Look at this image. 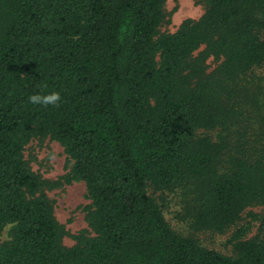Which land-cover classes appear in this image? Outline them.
<instances>
[{"label":"trees","instance_id":"1","mask_svg":"<svg viewBox=\"0 0 264 264\" xmlns=\"http://www.w3.org/2000/svg\"><path fill=\"white\" fill-rule=\"evenodd\" d=\"M165 2L0 0V233L15 225L0 264H264V220L225 255L177 232L149 191L181 190L197 230L264 205V0H209L160 34ZM54 91L57 105L28 99ZM47 135L92 200L95 236L72 247L43 192L57 183L24 157Z\"/></svg>","mask_w":264,"mask_h":264},{"label":"rangeland","instance_id":"2","mask_svg":"<svg viewBox=\"0 0 264 264\" xmlns=\"http://www.w3.org/2000/svg\"><path fill=\"white\" fill-rule=\"evenodd\" d=\"M208 6L209 0H166L164 5L166 19L160 28V34L174 33L186 19L201 18ZM198 53L199 51L196 54ZM208 65V71H212L216 68L217 62L210 57ZM24 157L34 172L44 179L57 183L54 188H46L43 192L53 207L60 225L63 244L72 247L78 243L81 236H95L89 224V214L93 209L92 200L87 197L84 180L75 178L74 161L66 153L65 148L49 135L35 137L25 145ZM149 191L177 232L190 235L202 245L225 255H235L230 240L236 229L249 224L247 233L249 238L254 236L263 224L264 205H257L247 208L238 224L225 232L197 230L193 227L192 204L181 190H156L150 187ZM14 230L13 224L5 226L0 233V241L11 240Z\"/></svg>","mask_w":264,"mask_h":264},{"label":"clouds","instance_id":"3","mask_svg":"<svg viewBox=\"0 0 264 264\" xmlns=\"http://www.w3.org/2000/svg\"><path fill=\"white\" fill-rule=\"evenodd\" d=\"M29 101L34 105L43 104L45 106L47 105H57L58 102L61 100V96L59 92H51L48 94H32L29 96Z\"/></svg>","mask_w":264,"mask_h":264}]
</instances>
